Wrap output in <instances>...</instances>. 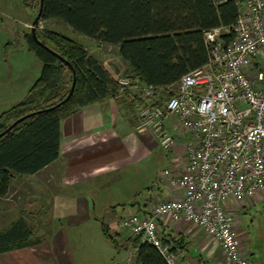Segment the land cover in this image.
<instances>
[{
  "label": "crops",
  "instance_id": "0c3cea01",
  "mask_svg": "<svg viewBox=\"0 0 264 264\" xmlns=\"http://www.w3.org/2000/svg\"><path fill=\"white\" fill-rule=\"evenodd\" d=\"M22 2L20 6L7 1L0 5L4 10H0V29L8 32L7 36L0 35V116L22 102L42 74L43 63L26 39L32 19L27 10L32 6ZM7 21L19 28L7 26ZM83 40L86 46L98 44L94 39ZM105 64L115 78L122 75L116 65L111 68L109 61ZM135 107V97L108 98L62 120L59 157L35 174L18 177L8 195L0 198V234L29 233L9 250H1L0 245V264H130L123 252L130 251L135 257L136 248L132 246L134 238L122 227L121 216L131 209L119 213L118 206L125 205V200L112 191L109 201L107 194L123 182L130 187V194L147 187L145 198L132 207L147 210L170 195L165 170L177 172L186 163L180 141L169 150L172 154L166 156L164 169L159 170L157 149L161 146L152 135L136 130ZM168 127L174 131L170 122ZM106 201L112 210L97 214L98 203ZM230 210L236 217L243 252L251 264H264V195L249 197ZM252 211L263 222L258 229L254 220L244 226L239 219ZM20 220L22 227L17 226ZM104 225L117 247L106 235ZM161 227L175 244L180 242V264H228L221 248L199 226L166 219Z\"/></svg>",
  "mask_w": 264,
  "mask_h": 264
},
{
  "label": "built area",
  "instance_id": "2783aa9c",
  "mask_svg": "<svg viewBox=\"0 0 264 264\" xmlns=\"http://www.w3.org/2000/svg\"><path fill=\"white\" fill-rule=\"evenodd\" d=\"M232 30L230 41L222 37L230 28L205 31L208 61L172 85L133 74L117 80L115 99L136 98V130L168 150L181 141L186 155L181 170L164 172L169 196L121 216L130 237L155 246L168 264L180 257L161 227L166 219L199 226L228 264H251L230 206L264 195V0H245Z\"/></svg>",
  "mask_w": 264,
  "mask_h": 264
},
{
  "label": "trees",
  "instance_id": "16d2710c",
  "mask_svg": "<svg viewBox=\"0 0 264 264\" xmlns=\"http://www.w3.org/2000/svg\"><path fill=\"white\" fill-rule=\"evenodd\" d=\"M244 1L39 0L35 16L42 3L41 21L63 22L76 35L117 47V56L126 66L124 75L133 74L143 82L167 86L208 61L205 31L230 28L222 37L226 41L233 39L232 27ZM36 34L38 40L31 31L26 39L43 63L42 74L23 101L0 116V198L8 195L18 177L35 174L59 157L61 122L65 117L114 98L118 89L119 77L115 78L103 57L93 54L85 44L46 26L37 27ZM74 79V91L63 102ZM30 113L34 114L1 134ZM22 225L23 221L17 222V226ZM103 228L117 247L107 226ZM21 234H0L1 250H9L19 242L18 238L25 239L29 233ZM132 246L136 248L133 264H168L155 246L141 238H134Z\"/></svg>",
  "mask_w": 264,
  "mask_h": 264
},
{
  "label": "rangeland",
  "instance_id": "374dc122",
  "mask_svg": "<svg viewBox=\"0 0 264 264\" xmlns=\"http://www.w3.org/2000/svg\"><path fill=\"white\" fill-rule=\"evenodd\" d=\"M7 1L11 6L12 5H17V6H20L21 4H23L22 0H0V5H3L4 2ZM28 4H30L32 7L30 9L27 10V14H29L32 19L28 20L31 21V23L29 22V25L32 26V21L35 17V13L37 11V9L39 8V0H28L27 2ZM1 12L4 11L3 8L0 9ZM11 21V20H9ZM7 21L8 24H6L7 26H11L14 30L19 28L18 27V24H15V23H11ZM28 25V26H29ZM40 26L39 28H44L45 26L46 27H50V28H53L57 31H60L62 33H65L73 38H76L78 41L80 42H83L84 40L83 39H87V41H94L92 38H89L87 36H84V35H76L75 33L72 32V30L70 29V27H68L66 24H64L63 22H58V21H55V20H48V21H40ZM31 28V27H30ZM31 29H27L28 32H30ZM0 35H4V36H7L8 35V32L4 29H0ZM1 38V36H0ZM91 44V43H90ZM97 45V46H96ZM94 44L92 43V45H87L88 48L90 49H96V48H100L98 50H95L96 51V54H98L99 56L103 57L102 59L104 60V63L107 61H109V65L110 67H115L116 65V68H120L121 71H123L122 75L120 76H124V72H125V69H126V66L125 64L122 62V60L117 56V51L114 47L112 46H107V45H102L100 43L98 44ZM112 58H111V57ZM111 59V60H109ZM107 67H109L108 65H106ZM110 68V69H111ZM158 155H159V158H160V165H159V170H163L164 169V166H165V161L168 159V157L166 158V156H171V154L169 153L170 151L169 150H165L164 148H158ZM144 184H146V180H144L143 182ZM154 185V183H153ZM152 185V186H153ZM130 187H128V185H126L125 182H123L122 184L120 185H116L114 188H111L110 189V194H107V197L108 200L110 201V197H111V194H112V191L116 192L117 195L120 194L121 197H123V200H125L124 202H126L125 205H121V206H118V211L119 213H122L124 211H128V210H132V207H134V204H137L138 201L142 202V200L145 198L146 196V193H147V187H143L141 189H139V191H136L134 194H130L129 191H130ZM104 201V199H103ZM133 202V203H132ZM114 205V204H113ZM92 206L94 207V204H92ZM112 204L108 203L107 201L104 202V203H98V207L96 209L97 211V214L99 215H103L104 213L108 212L109 210H112L113 206ZM240 221L243 222L244 226L246 223H248L249 225L251 224V220H254V227L256 229H258V227L261 225H263V222H262V219L261 217L257 216L256 213H254L253 211L250 212V214L246 215H242V217L240 218ZM246 222V223H245ZM264 227V225H263ZM245 228H248L247 226ZM251 229H253V227H251ZM112 235L114 237H116V235L114 233H112ZM256 243H258V239L256 238ZM117 254V251L115 252ZM127 253V256L129 257V260H130V264H133V260H134V257L131 255L130 251H124L123 254Z\"/></svg>",
  "mask_w": 264,
  "mask_h": 264
},
{
  "label": "water",
  "instance_id": "95a60500",
  "mask_svg": "<svg viewBox=\"0 0 264 264\" xmlns=\"http://www.w3.org/2000/svg\"><path fill=\"white\" fill-rule=\"evenodd\" d=\"M41 14H42V3H41V6H40V9L37 13V15L34 17L33 21H32V26H31V33L33 35V37L38 40V37H37V34H36V29L37 27L39 26L40 24V21H41ZM75 83H76V80L74 79V82H73V85H72V88H71V91L69 93V95L67 96V98L63 101L65 102L66 100L69 99V97L72 95L73 91H74V87H75ZM34 113H30L26 116H23L21 118H19L17 121H14L3 133L1 134H4L6 132H8L9 130H11L18 122L24 120L26 117L32 115Z\"/></svg>",
  "mask_w": 264,
  "mask_h": 264
}]
</instances>
